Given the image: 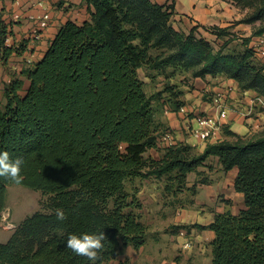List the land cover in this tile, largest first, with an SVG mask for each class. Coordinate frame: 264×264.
I'll use <instances>...</instances> for the list:
<instances>
[{
  "label": "trees",
  "instance_id": "trees-1",
  "mask_svg": "<svg viewBox=\"0 0 264 264\" xmlns=\"http://www.w3.org/2000/svg\"><path fill=\"white\" fill-rule=\"evenodd\" d=\"M228 1L249 11L239 24L254 29L240 56L224 52L231 38L216 51L196 36V29L177 31L172 6L153 0H82L90 19L64 24L42 60L4 86L0 151L24 164L20 184L0 177V222L10 185L51 199L49 212H36L0 243V264H91L66 248V240L69 234L102 231L105 247L97 264H129L119 258L125 249L146 244L148 227L138 192L126 189L128 181L153 177L184 186L210 158L218 159L225 173L237 170L234 189L243 196V207L236 214H216L208 225L176 229L212 231V264H264V131L240 137L224 126L222 138L206 143L200 154L179 142L164 148L160 160L146 157L158 148L163 131L158 133L155 98L146 94L139 69L230 79L242 93L264 98V65L255 61L251 46L252 38L264 36V0ZM211 31L218 38L231 35L228 28ZM8 35L9 26L1 23L4 64L26 51V42L6 46ZM183 106L174 103L170 111ZM58 208L67 214L65 221L56 219Z\"/></svg>",
  "mask_w": 264,
  "mask_h": 264
},
{
  "label": "rangeland",
  "instance_id": "rangeland-1",
  "mask_svg": "<svg viewBox=\"0 0 264 264\" xmlns=\"http://www.w3.org/2000/svg\"><path fill=\"white\" fill-rule=\"evenodd\" d=\"M221 1L230 5L229 25L224 28H228L231 35L218 38L211 31L216 26L202 27L201 31L197 30L198 27L193 29H196L197 37L205 38L216 51L221 49L225 42L231 38L232 41L224 49V52L240 56L245 50L244 40L250 38L254 32L251 25L239 24L241 20L245 19L249 11L241 9L231 1ZM172 23L174 22L171 21ZM180 32L189 34V32H184L183 28L180 29ZM261 39L264 40V36L262 38H254L251 46L256 45ZM254 58L257 63L264 65V58L257 54ZM138 75L144 84L146 94L155 98L153 108L158 123V133L169 130L178 142L190 140L191 143H195L194 140L196 139L191 137L184 126L183 120L178 131L182 136L178 137L176 131L168 126L165 110H172L174 103L182 102L188 114H192L193 117L211 115L202 113L200 109H192V104L197 101L194 96L198 92L197 87H200V84H195V79L189 75H184L180 72L173 73V69L170 68L165 71H158L145 67L139 69ZM211 78L213 80L207 84H210L211 87L218 86L216 78ZM202 103L208 104L210 101L202 97ZM226 105L229 109L227 119L233 116L241 120L243 124L252 121L254 125L249 131L252 135L264 131V122L256 123L255 120V115L264 113V110L258 109L255 115L245 117L243 112L249 103L247 105L236 104L231 99H226ZM236 109H240L242 112L240 111V114H237L234 112ZM181 116L184 119V115ZM226 120L223 121L224 126ZM262 126L263 128L261 129ZM191 143L186 144L190 145ZM190 146L193 147L191 154L201 153L199 149L201 145L191 144ZM164 148L167 147L159 141L158 148L150 150L146 157L160 160L163 157ZM171 176H175V174ZM232 179L233 174L223 172L218 159L210 158L196 172L189 174L184 186L170 182L167 179H156L153 177L148 179L135 178L128 181L126 189L129 193L138 192V198L142 204V221L146 226H151L150 229H152L156 237L154 246L152 244L137 252H125L128 261H134L133 264H209V248L206 247L209 241L207 233L204 232L201 237L196 238L194 230L187 233L184 228H176L193 226L198 223L208 225L214 220L218 211H224V209L231 208L237 213L241 207V199L239 200L233 194L234 188L230 187L233 182ZM167 186H170L169 190H167ZM50 199V196L44 195L40 191L32 190L22 185H10L7 188L6 208L2 213L0 222V243L7 242L15 230L36 212H49L47 204ZM181 232L184 233V236H181ZM149 238H153L151 233L148 235ZM184 239L188 240L189 246L184 245ZM200 243L203 244V247L205 244L206 249L201 247Z\"/></svg>",
  "mask_w": 264,
  "mask_h": 264
},
{
  "label": "crops",
  "instance_id": "crops-1",
  "mask_svg": "<svg viewBox=\"0 0 264 264\" xmlns=\"http://www.w3.org/2000/svg\"><path fill=\"white\" fill-rule=\"evenodd\" d=\"M43 1V5L39 6L38 3ZM159 5H164L166 7H174V13L172 15L171 21L173 27L180 31L183 28L184 32H190L193 28L198 27L197 30L201 31L202 27L207 26H216L220 28L227 27L229 17L231 15L230 5L223 3L221 0H153ZM49 13L51 17L50 26L42 33L39 39H35L32 36V30L37 26V22L39 18H41L45 13ZM15 15H19L21 20L16 22L14 21ZM90 19V12L86 4L82 2V0H0V24L3 23L9 26V30L12 32V44L16 47L20 46L24 42H26V51L22 55H13L7 64H4L1 60V47H0V94L3 91V88L6 84L10 83L11 80L16 76H21L22 70H24L28 65L37 63L42 60L45 53L47 52L49 46L52 41L55 39L59 29L66 24L68 21H72L78 25L83 24L84 22ZM201 27V28H200ZM254 39V38H253ZM253 43V40H252ZM31 59V63L28 61ZM22 78V77H21ZM213 80L211 77H207L206 79L197 78L194 80L195 84H200V87H197L198 92L194 96V99L197 98V101H194L192 104V109L201 110L202 113L211 114L216 116L217 113L212 106V98L215 94L226 93L228 94V99L232 100L234 103H241L242 105H247L250 101V98L255 95L254 92H246L242 93L237 83L230 79L224 78H216L218 81V86L211 87L210 84H207L209 81ZM221 81V82H220ZM220 82V83H219ZM28 85V83L26 82ZM202 97L207 98L210 103L205 104L202 103ZM241 105V106H242ZM242 108V107H241ZM192 115V114H191ZM165 116L168 120V126H170L176 134H179V129L182 124V116L177 112H166ZM193 116V115H192ZM257 118V119H256ZM256 123L264 122V113H260L255 115ZM225 127H228L230 131L234 132L236 135L240 137L250 136L252 135L250 129L254 124L248 122L243 124V122L239 119L230 116L229 119L225 122ZM258 126V125H257ZM259 128V127H258ZM263 126L261 127V129ZM254 132V131H253ZM257 133V132H256ZM223 138L225 139V135L223 134ZM188 141V142H187ZM180 141V143L186 144L191 143L190 140ZM194 144H199L201 147L199 148L201 152L204 151L206 143L199 142L194 140ZM190 144V145H191ZM233 174V182L230 185L234 188V180L237 175V170L228 172ZM236 197L241 199V207H243V196L237 193L234 189V193ZM231 210L232 213L236 214L231 208L227 209ZM218 211V213H223L227 211ZM238 210V211H239ZM237 211V213H238ZM200 224V223H198ZM205 225V224H201ZM148 227V235L152 234L153 238L147 237L146 244L135 250L131 247L125 249L124 253L121 255L119 260L121 262H128L129 264H133V262H129L128 258L125 255V252L129 253V251H140L145 247L155 244L156 237L155 233L152 232L151 226ZM196 232V238L201 237V235L206 232L209 241L206 244V247L209 248V264H212L211 257V247L209 243L214 239V233L212 231H200L198 229L192 228L189 232L185 229V232L190 233L191 231ZM154 231V229H153ZM181 236H184V233L181 232ZM188 240L184 239V245L187 244ZM201 247H203V244ZM205 244L204 247L205 248ZM202 248V249H203ZM149 261V260H148ZM148 263V262H147Z\"/></svg>",
  "mask_w": 264,
  "mask_h": 264
},
{
  "label": "built area",
  "instance_id": "built-area-1",
  "mask_svg": "<svg viewBox=\"0 0 264 264\" xmlns=\"http://www.w3.org/2000/svg\"><path fill=\"white\" fill-rule=\"evenodd\" d=\"M39 6L43 5V1L38 3ZM14 20L16 22L21 20L19 15H15ZM51 17L47 12L37 22V26L32 30V36L35 39H39L42 33L50 26ZM6 46L12 45V38L10 35L6 37L5 40ZM255 53L264 58V40L261 39L259 42L253 46ZM31 63V61H28ZM228 95L226 93L215 94L212 98V106L215 109L217 115H203L200 117H193L188 114L185 107H181L178 114L184 115V126L187 128L189 134L194 139L203 142V143H215L222 138V132L224 128V123L229 116V109L226 105V99ZM264 110V98L258 95L253 96L250 99L248 107L244 110L243 114L245 117L255 115L257 111ZM240 109H236L234 112L240 114ZM166 112H170L169 109ZM242 112V111H241ZM159 141L167 148L175 147L178 145V141L171 131H164L160 133ZM186 246H189L187 243Z\"/></svg>",
  "mask_w": 264,
  "mask_h": 264
},
{
  "label": "clouds",
  "instance_id": "clouds-1",
  "mask_svg": "<svg viewBox=\"0 0 264 264\" xmlns=\"http://www.w3.org/2000/svg\"><path fill=\"white\" fill-rule=\"evenodd\" d=\"M23 164L22 158L12 159L9 152L0 151V177L8 178L16 184H20L23 181L21 174ZM56 219L58 221L67 219V214L63 209H56ZM105 240L106 236L103 231L80 235L69 234L66 240V248L77 256L86 257L91 264H97L101 260V254L105 247L103 242Z\"/></svg>",
  "mask_w": 264,
  "mask_h": 264
}]
</instances>
